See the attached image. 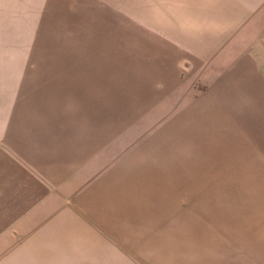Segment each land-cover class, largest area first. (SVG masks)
Returning a JSON list of instances; mask_svg holds the SVG:
<instances>
[{
  "label": "rangeland",
  "instance_id": "rangeland-1",
  "mask_svg": "<svg viewBox=\"0 0 264 264\" xmlns=\"http://www.w3.org/2000/svg\"><path fill=\"white\" fill-rule=\"evenodd\" d=\"M214 3L0 0V264H264V7L170 73ZM64 155L98 176L39 184Z\"/></svg>",
  "mask_w": 264,
  "mask_h": 264
},
{
  "label": "crops",
  "instance_id": "crops-1",
  "mask_svg": "<svg viewBox=\"0 0 264 264\" xmlns=\"http://www.w3.org/2000/svg\"><path fill=\"white\" fill-rule=\"evenodd\" d=\"M210 7H232V9L226 10L223 17L209 27L210 32L200 42H191L188 37H172L168 45L166 44L172 54L169 65L171 75L176 77L174 85L181 83L183 76L203 75L264 7V0H217V3ZM73 159L74 157L71 160L69 157L67 159L64 155L63 159L48 161V165L56 167L55 171L52 176H47L43 171L36 170L39 184H51L60 188L66 180H72L73 186L79 189L85 181L98 176L99 168H95L92 172L87 170L80 172L74 169L79 159Z\"/></svg>",
  "mask_w": 264,
  "mask_h": 264
}]
</instances>
